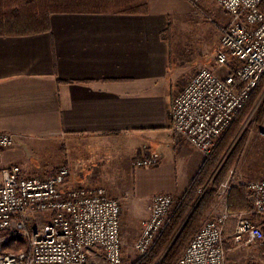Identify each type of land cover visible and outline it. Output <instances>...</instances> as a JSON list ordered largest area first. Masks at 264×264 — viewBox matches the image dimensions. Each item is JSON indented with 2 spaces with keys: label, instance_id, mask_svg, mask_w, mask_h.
<instances>
[{
  "label": "crops",
  "instance_id": "obj_1",
  "mask_svg": "<svg viewBox=\"0 0 264 264\" xmlns=\"http://www.w3.org/2000/svg\"><path fill=\"white\" fill-rule=\"evenodd\" d=\"M192 1L148 0V15L54 14L49 33L0 37V132L16 139L3 154L0 182L9 167L35 177L67 165L76 186L143 199L142 222L156 195L181 198L205 156L177 138L172 102L185 77L218 71L210 54L220 38L219 25L188 30ZM151 154L158 166L136 168ZM245 156L247 169L259 166L264 146L251 145ZM85 161L98 168L89 181L79 178ZM262 171L252 179L264 180ZM115 183L130 188L119 194Z\"/></svg>",
  "mask_w": 264,
  "mask_h": 264
},
{
  "label": "built area",
  "instance_id": "obj_2",
  "mask_svg": "<svg viewBox=\"0 0 264 264\" xmlns=\"http://www.w3.org/2000/svg\"><path fill=\"white\" fill-rule=\"evenodd\" d=\"M230 18L221 30L216 68L203 67L178 92L172 102V128L178 139L199 150L206 159L238 119L264 78V0H214ZM264 136V130L262 131ZM15 136L0 132V165ZM160 156L138 159L136 168L159 165ZM71 169L59 167L54 175L25 177L18 166L1 172L0 264H124L121 202L104 188H84L70 182ZM251 203L248 213L237 216L235 249L254 242L264 244L262 230L251 216H264V180L242 182ZM233 185L229 186L228 192ZM228 188L227 186H225ZM175 200L156 195L143 222L135 251L147 257L171 222ZM49 216L42 228L29 222ZM227 211L205 223L175 264H230L225 227ZM28 239L29 248L12 253L11 238ZM234 248V247H233Z\"/></svg>",
  "mask_w": 264,
  "mask_h": 264
},
{
  "label": "trees",
  "instance_id": "obj_3",
  "mask_svg": "<svg viewBox=\"0 0 264 264\" xmlns=\"http://www.w3.org/2000/svg\"><path fill=\"white\" fill-rule=\"evenodd\" d=\"M192 3L196 9V3L193 1ZM260 9L264 13V2ZM149 12L148 0H0V37H29L49 33L51 17L54 14L148 15ZM261 86H264V78L254 92L255 94L258 95L257 91ZM252 100L249 108H246V112L243 110L245 113L243 112L238 121L248 116L251 106L254 104V98ZM261 106V117H264V100ZM226 145L225 135L217 143L209 159L204 162L189 189L180 198L179 204L171 216L170 225L155 243L152 253L147 257L139 258L133 264H154L161 252L168 247L179 227L183 225L173 247L159 264H175L177 262L180 250L186 245L187 248L193 237L200 231V223L207 217L215 196L227 177L230 167L219 174L213 182V186L209 188L208 181L221 154L226 150ZM58 169L50 175H54ZM250 210L251 203L247 196V187L243 184L232 186L227 198V213L231 219L226 224L225 236L230 230L227 231L229 222ZM258 217L260 216H251L253 224L259 220ZM232 231L234 232V230ZM177 248L180 249L177 250Z\"/></svg>",
  "mask_w": 264,
  "mask_h": 264
},
{
  "label": "rangeland",
  "instance_id": "obj_4",
  "mask_svg": "<svg viewBox=\"0 0 264 264\" xmlns=\"http://www.w3.org/2000/svg\"><path fill=\"white\" fill-rule=\"evenodd\" d=\"M193 2L196 3V9H194L195 13L192 14L193 19H191V22H188L191 25V27H188V30L190 32L192 31V33H194L195 30L200 31L199 25L203 24L208 28H211L214 25H219V30L221 33V30L229 24L230 22L229 16L220 9L218 4L214 0H193ZM189 34L190 33H188V35ZM216 54L217 53L210 54L212 60L216 58ZM218 72L222 76L228 73L227 69L224 68L218 69ZM190 78L185 77L186 81L183 84L184 86L186 85L187 81ZM257 92L258 95L257 93L256 94L254 93L244 109L245 111L247 110L246 109L247 107L249 108V105L251 104V102L253 101L252 99L254 98V104L251 106V110L248 116H246L245 119L242 118L243 120L241 119L238 121V119L241 117V115L244 112L242 111V113L235 121V123L232 125V127L225 133L226 141H227L226 150H224L223 153L221 154L219 162L217 166L214 168L213 174L208 181L209 188L213 186V182L215 181V179L218 177L219 174H221L223 171H226L229 167L230 169L227 171V175H226L227 177L225 178L224 183L222 184V186L220 187L219 191L215 196L214 203L210 211L208 212L207 217L200 223V228L208 221H211L216 217L223 215L226 212L225 202H226V198H228L229 186H231L233 183H239V182L248 183L252 181H260L252 178L261 177V176L263 177L262 170L264 168V157L258 156L256 158L257 160L255 161L256 162L255 164H258L259 166L254 165L252 169H247L246 166L247 160H250V158L247 159V156H245L248 149L251 148V145H261L262 147L264 146V136L262 135V131L264 130V117H261L262 115L261 105L264 100V86H261ZM223 137L221 139H223ZM221 139H219L218 142ZM206 160L207 159L205 158V161ZM84 163L85 166L83 167L81 172L84 173L85 176L84 177L79 176V178L82 180L89 181L94 176L93 172L98 168L96 166L95 167L91 166L92 164H90L89 161L87 162L85 161ZM245 169L247 171L246 175H244L243 173V170L245 171ZM115 170L116 168L108 167L109 172H113ZM239 172L242 173V177L239 176L241 175ZM236 176H239L238 179L236 178ZM245 176H247V178L249 177L248 180L245 179ZM115 186L119 194L130 188L129 183H123L118 185L117 183H115ZM225 186H227L228 188H226ZM123 196L124 197H120V196L116 198L114 197V199L119 200L121 202V207H122L121 223H122L124 264H133L136 261H138L140 258V255L135 251V243L141 235V230L143 228L142 225L144 222V221L142 222V220L147 214L146 213L147 205H145L143 199L136 198L133 193L129 195L125 194ZM174 200L175 203L173 206L172 214L176 210L179 204L180 201L179 196L177 197L174 196ZM258 219L259 220L256 222L255 225L259 227L264 234V216H260L258 217ZM46 223L47 220L45 218L43 219L40 218L39 220H35L32 223L29 222L27 230L29 231L34 227L42 228L46 225ZM237 224H238V219L237 218L236 220L233 219L232 221L229 222L227 228V231L229 229L230 230L228 231L226 236V246L227 248H229V250L230 249L232 250L231 252L228 253L229 254L228 262L230 264H264V244H262L261 242H254L249 245H246V247H242L240 249L234 250L237 247L233 245V240L236 233L235 229L237 227ZM182 228L183 225L179 227L177 233L169 243L168 247L161 252V255L155 260L154 264H159L163 260L164 256L167 255L169 250L173 247L177 239V236L181 232ZM232 230H234V232ZM16 240L17 238L15 237L11 238L8 247V250L10 252L16 253L25 250L26 248H29L28 239L27 240L23 239L20 241L18 239V243H14L13 241ZM186 246L180 250V253L176 261L183 254V252L186 249ZM179 249L180 248H177V250Z\"/></svg>",
  "mask_w": 264,
  "mask_h": 264
}]
</instances>
